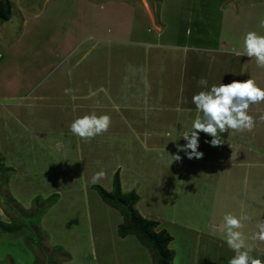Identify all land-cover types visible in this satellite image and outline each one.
I'll return each mask as SVG.
<instances>
[{
	"label": "rangeland",
	"instance_id": "374dc122",
	"mask_svg": "<svg viewBox=\"0 0 264 264\" xmlns=\"http://www.w3.org/2000/svg\"><path fill=\"white\" fill-rule=\"evenodd\" d=\"M12 2L4 38L22 52L0 47V76L33 90L35 106L24 98L19 119L0 118V264H156L136 235H119L122 212L94 187L112 191L118 170L135 208L173 237L174 264H228L223 216L254 205L245 188L264 192V102L249 107L252 131L226 135L232 146L201 132L203 156L189 159L178 145L202 115L192 103L201 78L264 88V68L231 51L249 31L264 35V0ZM91 113L111 123L85 141L70 125Z\"/></svg>",
	"mask_w": 264,
	"mask_h": 264
},
{
	"label": "clouds",
	"instance_id": "9594fccd",
	"mask_svg": "<svg viewBox=\"0 0 264 264\" xmlns=\"http://www.w3.org/2000/svg\"><path fill=\"white\" fill-rule=\"evenodd\" d=\"M260 26L264 27V19H261ZM231 51L236 56L254 58L257 67L264 68V35L249 31L243 37L242 46L234 47ZM198 84L206 90L193 95L192 103L196 111L202 115H198L193 121L190 132H184L183 138L187 143L178 145V152L184 151L189 159L203 156V153L198 151L200 132L212 137L210 141H206L211 146H219L223 142L218 133H224L229 129L240 132L252 131L255 121L249 114V107L264 102V88L260 87L252 77L243 82L221 83L210 88L207 87L208 80L201 78ZM110 123L109 115L98 116L91 113L74 119L70 125V132L87 141L106 132ZM173 159L178 161L181 157L177 154ZM100 175L103 173H98L94 179ZM249 219L250 217L243 211L240 215L226 213L223 216V239L228 248L235 253L228 264H264V261L252 255L254 248L246 242L245 235L241 231L244 222ZM256 228L257 231L253 233L251 239L264 242V219L257 222Z\"/></svg>",
	"mask_w": 264,
	"mask_h": 264
},
{
	"label": "crops",
	"instance_id": "0c3cea01",
	"mask_svg": "<svg viewBox=\"0 0 264 264\" xmlns=\"http://www.w3.org/2000/svg\"><path fill=\"white\" fill-rule=\"evenodd\" d=\"M11 2H12V0H11ZM229 2L231 4V1H229ZM12 4H13V2H12ZM2 22H4V23H0V47H4V46L6 47V49L8 51V55L10 53V58H12V59L17 58V56L22 52L21 51V48L22 47H21L19 41L17 43H14V41H13V43L11 44V43H9V40L8 39L4 38L5 35H6V33H8V31H7L8 30V27H6V25H5L6 21H2ZM96 37L97 36H95V35H93V36L91 35L89 37V40L90 41H93V40L104 41V38L101 35L99 37H97V38ZM143 43H146V42H143ZM88 51L89 50H87V52ZM9 63H12V65H14V67H16L17 65H20V63H21L20 57H18L17 61H11ZM0 68H1V64H0ZM25 78L26 77H24V79ZM26 80L27 81H30L28 78ZM20 81L21 80H18V78L15 79V80H4L0 76V92L2 94V98H0V118L2 117L3 113H13L14 116H15V118L17 119L18 116H19L18 113H22L23 112L21 110L22 103L19 100H22L24 98H25V102H26V99H27V102L24 103V105H26V108L27 107L33 108L35 106V95H34L35 93H34L33 90H31V91L28 90L25 94L18 93L19 87H21L23 85L22 82L20 83ZM28 85H29V87L31 86L30 83ZM6 107H9V108L11 107V108L10 109H6ZM232 131L233 130L229 129L228 131H226L224 133H218V136L220 138L223 137L222 135H225L224 138H225L226 142L228 141L227 144L229 146H232V141H230L229 138H227L226 135L232 133ZM120 178H121L122 189L124 191V183L122 181L121 173H120ZM261 178H263V177L262 176L255 175L256 185H257L258 182L261 183V181H263L264 178L263 179H261ZM262 187H263V184L260 185L259 187L256 186L255 191H252V192H250L246 188L243 190L242 195L245 198H247V197H253V198L257 199V200H256V202H254V205H252V206H246L244 208H241L240 209V212L243 211L245 214H247L250 217L249 220H247V221L244 222V227L241 229V231L245 235L246 242L249 245H252L253 248H254V250L252 252V255L255 256V257H258L259 259H261L262 261H264V242L257 241V240H252L251 239L253 233L257 231V228H256L257 222L259 220H261V219H264V204H263V201H264V192L260 189ZM135 190L136 189H134V191ZM132 191H133V189H132ZM260 191H262V193ZM254 194H257L258 196L254 195ZM258 199H260V200H258ZM141 215L143 217H145V215L143 213H141ZM147 215H150V212ZM159 222H160L159 230L164 229V226L162 225L161 221H159ZM186 228H188L189 230H192L195 233H197L198 234V237H200L204 233L203 230L198 229V228H195L193 226H186ZM222 232L224 233V230ZM209 236H210L209 237L210 238V241H211V238L215 239L212 235L209 234ZM174 252H175V257H176L177 252L176 251H174ZM234 255H235V253H234ZM231 257L232 256H230V258Z\"/></svg>",
	"mask_w": 264,
	"mask_h": 264
},
{
	"label": "trees",
	"instance_id": "16d2710c",
	"mask_svg": "<svg viewBox=\"0 0 264 264\" xmlns=\"http://www.w3.org/2000/svg\"><path fill=\"white\" fill-rule=\"evenodd\" d=\"M12 14L11 0H0V20L9 21ZM94 187L107 204L122 212L124 222L118 228L121 237L136 235L147 248L152 250L156 264H174L175 252L169 247L173 237L166 229L157 230L159 221L143 217L135 208L140 198L135 191L128 193L123 191L119 170L114 174L112 191L100 185Z\"/></svg>",
	"mask_w": 264,
	"mask_h": 264
}]
</instances>
